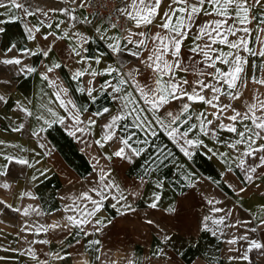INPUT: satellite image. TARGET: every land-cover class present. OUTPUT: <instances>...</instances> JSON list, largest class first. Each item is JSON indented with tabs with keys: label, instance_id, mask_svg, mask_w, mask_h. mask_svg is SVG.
<instances>
[{
	"label": "snow or ice",
	"instance_id": "1",
	"mask_svg": "<svg viewBox=\"0 0 264 264\" xmlns=\"http://www.w3.org/2000/svg\"><path fill=\"white\" fill-rule=\"evenodd\" d=\"M106 8L101 0H51L44 7L30 0H0V34L7 32V25L20 23L25 41H9L0 50V64L12 66L17 77L39 71L41 81L53 89L55 99L49 97V105L58 104L64 113L43 106L47 115L35 117L39 127L30 133L40 151L32 149L31 158L19 154L22 147L17 151L16 145L0 140V177L20 166L22 172L32 170L33 187L48 179L51 170L39 167L40 157L54 155L45 134L56 126L77 144L98 149L89 158L86 189L60 196L62 208L46 213L38 205L14 207L0 199V205L24 217L63 213L47 224L25 221L23 232L46 238L28 241L27 248L0 250L26 256L34 264H59L90 250L99 253V239L90 240L83 252L65 251L73 245H65L64 239L55 252L41 253L34 246L51 244L50 237L58 232L65 239L74 237L77 244L81 236L103 234L138 215L137 201L143 200L142 223L155 239L142 261L129 259L128 264H182L185 247H198L195 237L201 233L227 246V264H253L254 251L264 256V204L241 219L236 216L241 205L229 207L226 201L228 192L243 199L253 188L264 189V93L256 88L250 99H242L249 66L251 82L264 87V0H120L106 12L96 11ZM64 41L68 43L61 49ZM92 44L98 45L95 51ZM63 51L78 67L58 58ZM35 57L42 71L25 63ZM109 57L115 64L107 62ZM133 61L138 65L124 70ZM65 68L75 84L71 94L58 74ZM99 77L106 78L97 83ZM74 93L88 103H77ZM105 96L114 107L90 109ZM8 103L0 94V105ZM14 108L33 116L25 102L17 100ZM5 130L27 131L22 122ZM201 157L214 160L221 170L215 176L199 172L194 165ZM129 167L135 168L131 179L123 175ZM207 184L222 198L206 196ZM148 185L151 191L145 194ZM11 187L7 180L0 183V189ZM25 198L38 199L32 188L20 192L19 199ZM197 199L207 206L199 215L193 212ZM108 208L111 215L103 214ZM206 255L210 264H222L219 257L213 262ZM7 259L0 256V261Z\"/></svg>",
	"mask_w": 264,
	"mask_h": 264
},
{
	"label": "crops",
	"instance_id": "2",
	"mask_svg": "<svg viewBox=\"0 0 264 264\" xmlns=\"http://www.w3.org/2000/svg\"><path fill=\"white\" fill-rule=\"evenodd\" d=\"M36 6H49L51 0H30ZM59 3V0H56ZM203 20V18H201ZM33 23L35 20L33 19ZM7 32L5 34H0V50H2L8 43H17L22 45L25 43L22 38L23 26L20 23H13L6 26ZM89 34H91V29H87ZM111 34V33H110ZM255 35V34H253ZM64 41L60 44V48L63 49L64 45L67 44ZM191 44V39L186 41V45ZM29 47L34 46V42L28 43ZM98 45L92 44L91 50L95 51ZM101 49L103 45H99ZM187 55V53H184ZM10 55H15L12 53ZM0 56H2V51H0ZM58 58L63 56L64 63L69 64L72 67H78L75 65L71 57L68 56L67 51H63L57 54ZM124 60H132L131 57H123ZM46 62V61H45ZM108 63H114L115 59L109 57L107 59ZM25 63L32 64L38 67L40 71V58L35 57L26 60ZM191 63V61H188ZM138 65L137 61L128 63L125 65V69ZM118 67L119 65L116 64ZM103 67V64L100 65ZM59 76L64 82V86L70 89V94L74 92L75 84L71 82L68 70H59ZM183 75V73H180ZM251 67L248 68V83L243 91L242 99H250L252 96L253 89L259 88L261 93H264V87L255 85L251 82ZM106 77L97 78V83L103 82ZM193 75H188V79H195ZM86 79V78H85ZM144 79V77H140ZM11 81V83H7ZM53 89L48 87L46 82L41 81L39 77V71L32 74L28 78L17 77L15 75V70L12 66L0 64V94H5L9 98L8 105H0V140H4L9 144L16 145L17 151L20 147L24 149L23 152L19 153L22 156L31 158L32 149L36 148V140L30 133L33 128H38L35 117L44 112L47 115L45 108L43 106L48 105L57 111L59 114L63 115V110L58 107V104L53 103L49 105V97L52 96ZM44 93H47L45 95ZM73 99L79 104H86V97L80 95L79 93H74ZM17 100L25 102L29 109L33 112L32 117L25 116L15 110L14 104ZM30 101V103H29ZM227 102V100H225ZM102 106H113L111 101H109L106 96L102 97L95 105H90L91 110H96ZM235 106L240 108L241 104L239 101L235 102ZM200 107V106H194ZM24 123L27 131L21 133H14L10 130L5 129L11 126L18 125L19 123ZM98 131V130H97ZM47 136L48 142L55 147L54 155L49 158L41 154V164L40 168L50 169L48 179L44 180L42 184H37L33 187L29 183V178L32 175L31 169H25L23 172L20 166H12L10 174L7 177H0V183L7 180L11 183V189L4 190L0 189V199L5 200L8 204L14 207H26L29 204L34 206H39L44 212H50L57 208H62V202L59 197L65 195L78 194L87 187V177L91 173V165L89 163V158L91 155L96 154L98 149L93 146L91 148L84 147L83 145L77 144L71 137H68L59 126L54 127L50 130V133L45 134ZM84 148L83 151L80 149ZM37 151L40 149L36 148ZM107 150V149H106ZM9 151H14V149H9ZM101 163H105L101 161ZM139 163V161L137 162ZM194 167L205 175L215 176L218 171H220V166L218 163L213 161H208L206 158H198ZM135 173L134 167H129V169L123 173L131 179V176ZM119 178V176H118ZM43 179V178H42ZM71 179L74 183H68L67 181ZM32 188L36 193L38 199L35 201L29 200L27 198L21 200L19 199L20 192ZM145 194H150L151 186H145L143 189ZM204 194L206 196L216 195L217 198H222L214 185L207 184L204 188ZM70 202V201H66ZM234 203L241 205L236 210V216L241 219H247L249 217V210L255 211L259 208L261 204H264V189L257 190L256 188L251 189L249 192L243 195V199L236 196L235 194L228 192V200L226 204L231 207ZM137 206L140 209V213L136 216H129L125 220L117 223L114 227L106 229L103 234H96L93 236L79 238L80 243H76V239L72 236H68L65 239L64 233H56L50 238L52 243L49 245L37 244L34 247L38 249L41 253H46L48 251H58L61 249L62 245L60 241L64 239V244H71L73 247H66L67 252H76L77 249L84 251L83 246H87L90 240L99 239L102 242L101 250L99 253L95 251L84 252L83 256L77 255L75 257H69L59 264H128L129 259H135L142 261L145 253L151 251L153 241L155 239L154 235L147 229V226L142 223V216L144 211L143 200L137 201ZM201 211L206 212L207 206L204 205L202 201L197 199L196 206L193 208V212L197 215ZM112 210L107 209L106 215H111ZM63 215L62 211L52 215H42L36 216L31 215L30 217H24L10 209L0 205V249L4 248H15L23 249L28 247V241L34 238L43 239L46 238L43 235L40 237H33L31 234H27L22 231V227L27 221L28 223L36 222L37 224H47L51 223L53 220L59 219ZM75 231V230H73ZM186 239L192 240L193 237H187ZM199 241L198 247H185V256L180 257L182 264H210L206 254H211L213 257V262L215 258L219 257L222 264H227L224 259V250L227 248L226 245L222 243H217L212 237L205 233H201L199 237H195ZM220 249V252L216 251V248ZM99 255L100 259L96 260V256ZM0 256L9 257L7 260L0 261V264H34L30 258L26 256H20L13 252H6L0 250ZM253 264H264V256H261L258 252L254 251L251 254ZM241 264H246V262H241Z\"/></svg>",
	"mask_w": 264,
	"mask_h": 264
},
{
	"label": "built area",
	"instance_id": "3",
	"mask_svg": "<svg viewBox=\"0 0 264 264\" xmlns=\"http://www.w3.org/2000/svg\"><path fill=\"white\" fill-rule=\"evenodd\" d=\"M102 3H107L108 4V8L106 9H97L96 11H107L108 9L111 8L112 4H118L120 2V0H101Z\"/></svg>",
	"mask_w": 264,
	"mask_h": 264
}]
</instances>
